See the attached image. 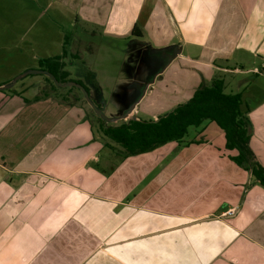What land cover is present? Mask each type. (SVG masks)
Segmentation results:
<instances>
[{
	"label": "crops",
	"instance_id": "1",
	"mask_svg": "<svg viewBox=\"0 0 264 264\" xmlns=\"http://www.w3.org/2000/svg\"><path fill=\"white\" fill-rule=\"evenodd\" d=\"M263 66L264 0H0V264H264V188L215 123L124 158L95 122L219 78L264 168Z\"/></svg>",
	"mask_w": 264,
	"mask_h": 264
},
{
	"label": "trees",
	"instance_id": "2",
	"mask_svg": "<svg viewBox=\"0 0 264 264\" xmlns=\"http://www.w3.org/2000/svg\"><path fill=\"white\" fill-rule=\"evenodd\" d=\"M133 35L141 36L136 27ZM38 66L57 82L63 83L68 77L63 71L61 57L39 60ZM247 114L241 94L225 93L223 81L215 78L210 84H200L188 101L178 104L155 121L130 118L118 124H108L98 117L96 124L99 132L116 144L119 154L126 158L170 142L181 144L189 128H197L205 121L213 122L224 134L225 148L237 152L230 157L231 160L248 170L254 182L264 188V168L249 147Z\"/></svg>",
	"mask_w": 264,
	"mask_h": 264
},
{
	"label": "rangeland",
	"instance_id": "3",
	"mask_svg": "<svg viewBox=\"0 0 264 264\" xmlns=\"http://www.w3.org/2000/svg\"><path fill=\"white\" fill-rule=\"evenodd\" d=\"M34 20L32 19V21L31 22H33ZM37 24L39 23V21H37L36 22ZM81 68V67H80ZM92 110V109H91ZM95 112H94V111ZM93 110H92V113H94L95 115H97V113H99L98 111H100L99 109H98V107H96V105H94V107H93ZM100 118V117H99ZM95 119V118H94ZM96 120V119H95ZM96 122V121H95ZM110 141V140H109Z\"/></svg>",
	"mask_w": 264,
	"mask_h": 264
},
{
	"label": "built area",
	"instance_id": "4",
	"mask_svg": "<svg viewBox=\"0 0 264 264\" xmlns=\"http://www.w3.org/2000/svg\"><path fill=\"white\" fill-rule=\"evenodd\" d=\"M263 68H264V66H263ZM230 214H233V212L229 213V215H230Z\"/></svg>",
	"mask_w": 264,
	"mask_h": 264
},
{
	"label": "water",
	"instance_id": "5",
	"mask_svg": "<svg viewBox=\"0 0 264 264\" xmlns=\"http://www.w3.org/2000/svg\"><path fill=\"white\" fill-rule=\"evenodd\" d=\"M127 116H124V118H126Z\"/></svg>",
	"mask_w": 264,
	"mask_h": 264
}]
</instances>
